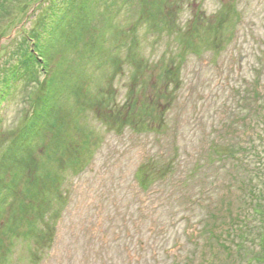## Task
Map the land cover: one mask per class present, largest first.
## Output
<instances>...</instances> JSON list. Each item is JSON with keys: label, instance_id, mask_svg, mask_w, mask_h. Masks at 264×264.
<instances>
[{"label": "rangeland", "instance_id": "rangeland-1", "mask_svg": "<svg viewBox=\"0 0 264 264\" xmlns=\"http://www.w3.org/2000/svg\"><path fill=\"white\" fill-rule=\"evenodd\" d=\"M44 30L47 76L27 38ZM249 188L264 0H9L0 264H264Z\"/></svg>", "mask_w": 264, "mask_h": 264}, {"label": "trees", "instance_id": "trees-1", "mask_svg": "<svg viewBox=\"0 0 264 264\" xmlns=\"http://www.w3.org/2000/svg\"><path fill=\"white\" fill-rule=\"evenodd\" d=\"M8 7H9V0H0V13L1 12H7ZM44 28L46 30H50V32H51L53 27L50 24H46V25H44ZM45 35L46 34H45V30H44V31L40 32L39 36L36 35L34 37L32 35H27V38H28L29 43H30V41H32V44L30 43V47L32 50L30 58H29L30 62H32L34 64H38L39 70H41L44 73L43 74L44 76H47L48 68H49L51 62H50V59L48 57H46V53L44 51V48H43V45H42L41 39H40V37H42V39H45ZM47 84H49V85H47ZM45 85H47V87L49 86V93H50L52 85L48 82H46ZM43 91H44V93H46V91H47L46 86L43 88ZM240 149L248 151V148L242 147ZM239 154H242V153H239ZM252 154L253 155H259L258 152H253ZM238 161H240L242 163L243 168L245 167V169L248 170L249 165H246V160L239 159ZM244 162H245V165H244ZM243 184H245V183H243ZM141 187L143 188L142 185H141ZM242 190H246V188H242ZM247 193L249 194V196H252L253 199L257 200V202H256L257 208L260 210L255 211V213L257 214L258 219L264 222V212L261 210V205H260L262 199H264V192L260 190L259 196H257L255 190L252 188H249V189H247ZM259 246H262V244L260 243Z\"/></svg>", "mask_w": 264, "mask_h": 264}]
</instances>
